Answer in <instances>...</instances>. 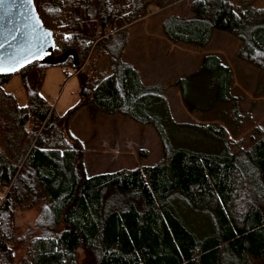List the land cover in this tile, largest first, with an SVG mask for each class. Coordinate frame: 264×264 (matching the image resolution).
<instances>
[{"label":"trees","instance_id":"trees-1","mask_svg":"<svg viewBox=\"0 0 264 264\" xmlns=\"http://www.w3.org/2000/svg\"><path fill=\"white\" fill-rule=\"evenodd\" d=\"M33 2L57 48L16 73L26 107L4 90L12 75H0V264H14L16 212L33 209L17 264H264V134L253 129L234 141L247 132L248 115L232 95V70L216 55L203 57L206 112L215 115L207 123L176 122L166 87L144 85L126 59L129 29L149 6L156 16L184 0ZM162 16L157 27L167 41L202 50L222 32L239 43L240 60L264 72V0H190L185 15ZM89 54L96 76L75 75L76 105L46 113L45 70L74 71ZM85 106L150 126L161 161L87 177L82 145L67 128ZM193 135L204 144L190 143Z\"/></svg>","mask_w":264,"mask_h":264},{"label":"rangeland","instance_id":"rangeland-1","mask_svg":"<svg viewBox=\"0 0 264 264\" xmlns=\"http://www.w3.org/2000/svg\"><path fill=\"white\" fill-rule=\"evenodd\" d=\"M189 1L184 0V2L176 3L163 14L185 15ZM148 10L151 11L129 29L130 41L125 51L126 59L138 67L144 85L154 81L166 87V98L174 120L196 124L207 123L215 115L206 112L210 96L208 95L209 79L206 74L199 73L201 56L208 52L218 56L222 63L232 70V95L241 112L248 115L242 126L246 128L247 132L241 133L237 138H234V141H239L242 136L246 138L253 129H259L264 134V72L260 73L258 69L238 58L239 43L231 36L215 31L208 46L202 50L176 45L169 41L171 46H166L168 49L165 47V43L163 45L155 43L156 50L148 49L146 35L161 33L157 26H159L158 19L163 18L160 10L156 16L152 14L157 10L155 6L150 5ZM90 60L91 55L85 62L87 67L91 65ZM141 65L152 66L154 69L150 71L147 68H142ZM76 68H79V65ZM88 69L90 68H83L82 71H87L88 79H92L96 76V72L93 75L90 72L95 69L91 67L89 72ZM66 71L72 74L73 69L60 65L51 66L45 70L40 94L46 102L44 108L46 113L53 110L57 115H63L78 101V79L73 76L66 80ZM179 80H184V82L178 83ZM4 90L16 98L19 106H27V98L19 74L11 76L9 83L4 86ZM217 109L220 110L221 107L219 106ZM223 110L228 112L226 107ZM109 123L115 127L113 130H110ZM216 123L219 122L216 121ZM67 128L69 134L82 145L83 166L84 169L86 167L87 177L151 166L159 163L162 159L160 143L154 130L150 126L138 125L128 118L101 115L91 106H85L74 114ZM227 130L229 133L232 131L230 128ZM203 139L205 138L193 135L190 138V143L193 145L199 142L204 144L205 140ZM81 140L86 142L85 145ZM245 141L241 144L244 147L246 146ZM142 152L146 153L145 157L140 155ZM3 198L4 191L0 189V203ZM37 214L36 209L15 214L14 225L17 242L14 245V264H17L23 256L24 245L20 244L18 239L25 236L34 226Z\"/></svg>","mask_w":264,"mask_h":264},{"label":"water","instance_id":"water-1","mask_svg":"<svg viewBox=\"0 0 264 264\" xmlns=\"http://www.w3.org/2000/svg\"><path fill=\"white\" fill-rule=\"evenodd\" d=\"M54 49V37L42 26L33 0H0V68L5 69L1 76L16 74L52 55ZM66 58L63 54L57 61L62 63ZM13 68L17 70L11 71Z\"/></svg>","mask_w":264,"mask_h":264},{"label":"crops","instance_id":"crops-1","mask_svg":"<svg viewBox=\"0 0 264 264\" xmlns=\"http://www.w3.org/2000/svg\"><path fill=\"white\" fill-rule=\"evenodd\" d=\"M147 37H146V41H147V43H146V45L149 47L148 49H151V50H156V46L154 45L155 43H156V45H160V44H162L163 45V43H165L166 45H165V47L167 46V47H169V46H171L170 45V43L165 39V37L164 36H162L161 35V33H159V34H157V35H155V34H147L146 35ZM166 47V48H167ZM168 49V48H167ZM196 49V48H195ZM206 55H212V53L210 54V53H208V52H205L204 54H202V58L203 57H205ZM139 67H140V65H139ZM141 67L142 68H144V69H149L150 71H152L153 69H154V67H147V66H144V65H141ZM198 67H199V63H198ZM229 67V66H228ZM138 68V67H137ZM198 69V68H197ZM196 69V70H197ZM138 71H139V69H138ZM156 82H154V81H151L150 83H147V84H145L146 86H150V85H153V84H155ZM100 119V118H99ZM100 120H103V119H100ZM99 120V121H100ZM105 120H111V119H105ZM218 121V120H217ZM109 126H110V130H113L115 127L111 124V123H109ZM81 142H83V145H85V141H83V140H81ZM85 171H86V167H85ZM86 175H87V172H86Z\"/></svg>","mask_w":264,"mask_h":264},{"label":"built area","instance_id":"built-area-1","mask_svg":"<svg viewBox=\"0 0 264 264\" xmlns=\"http://www.w3.org/2000/svg\"><path fill=\"white\" fill-rule=\"evenodd\" d=\"M83 68H90V67H87L86 66V63L82 66V68H77L76 70H74L73 72H72V74H69L68 73V71H67V77L70 79L71 77H73V76H75L76 74H78L80 71H82L83 70ZM91 69V68H90ZM90 69H88V72H89V70ZM92 71V70H91ZM87 72V71H86ZM95 73V71H92V72H90V74L92 75V74H94Z\"/></svg>","mask_w":264,"mask_h":264},{"label":"snow or ice","instance_id":"snow-or-ice-1","mask_svg":"<svg viewBox=\"0 0 264 264\" xmlns=\"http://www.w3.org/2000/svg\"><path fill=\"white\" fill-rule=\"evenodd\" d=\"M28 2L31 3V0H28ZM23 66H24L23 63H21V67H23ZM16 70L17 69H15V68L11 69V71H16ZM2 71H5V69L0 68V72H2Z\"/></svg>","mask_w":264,"mask_h":264}]
</instances>
